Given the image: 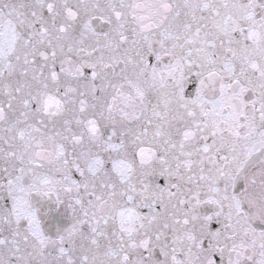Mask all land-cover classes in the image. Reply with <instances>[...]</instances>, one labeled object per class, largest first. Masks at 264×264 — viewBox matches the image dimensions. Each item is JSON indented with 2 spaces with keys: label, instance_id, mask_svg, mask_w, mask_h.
Here are the masks:
<instances>
[{
  "label": "snow or ice",
  "instance_id": "snow-or-ice-1",
  "mask_svg": "<svg viewBox=\"0 0 264 264\" xmlns=\"http://www.w3.org/2000/svg\"><path fill=\"white\" fill-rule=\"evenodd\" d=\"M0 264H264V0H0Z\"/></svg>",
  "mask_w": 264,
  "mask_h": 264
}]
</instances>
